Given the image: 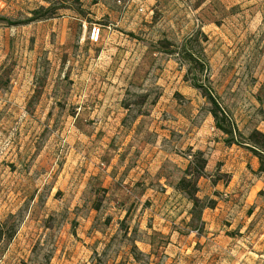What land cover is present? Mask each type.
<instances>
[{"label": "rangeland", "instance_id": "rangeland-1", "mask_svg": "<svg viewBox=\"0 0 264 264\" xmlns=\"http://www.w3.org/2000/svg\"><path fill=\"white\" fill-rule=\"evenodd\" d=\"M257 133L264 0H0V264H264Z\"/></svg>", "mask_w": 264, "mask_h": 264}, {"label": "trees", "instance_id": "trees-1", "mask_svg": "<svg viewBox=\"0 0 264 264\" xmlns=\"http://www.w3.org/2000/svg\"><path fill=\"white\" fill-rule=\"evenodd\" d=\"M188 60L190 62H194L196 64H199L200 66L203 65V62L201 60H198L197 58H193L192 56H189ZM193 86L198 88V89L203 90V86H200L197 83L193 84ZM203 96L208 100V103L211 105L210 113H211V115L215 121L216 128L228 137L229 136L232 137L233 134L237 133L238 132L237 127L235 126L234 122L231 120L229 115L227 113H225L224 110L221 108L220 103L218 102L214 93L211 90H208L207 92H203ZM260 138H262L264 141V136L260 133H257V134L252 136V139L257 144V147L260 150L264 151V146L259 144ZM234 141H236V140H230V141H226V142L228 144H235L236 142H234ZM260 150L256 149L254 152L256 153V155L260 159L261 170L263 171L264 170V153ZM192 157L194 158L195 163L193 161H190L189 167L186 170V177L180 181V183L178 185V189L180 191H182L183 193H186L189 201L192 203L193 208L191 210V216H192V220H194V219H196V216H197L196 211L198 210V208H200L201 200L197 197V193H198L197 182L192 181V176H195V175L197 177L202 176V173L204 172V170L206 168V160L204 159V153L201 151L195 152L192 155ZM193 165H196L195 166V168H196L195 174L191 171ZM191 172L193 174H191ZM205 208L212 209V208H214V204H205L203 206V209H205ZM198 218L199 219L201 218L200 214H199ZM4 231L5 230L3 228H1V224H0V239L2 238L1 236H2V233Z\"/></svg>", "mask_w": 264, "mask_h": 264}, {"label": "built area", "instance_id": "built-area-1", "mask_svg": "<svg viewBox=\"0 0 264 264\" xmlns=\"http://www.w3.org/2000/svg\"><path fill=\"white\" fill-rule=\"evenodd\" d=\"M100 33H101L100 28H97V27L93 28L90 34V39L93 42L97 43L100 39Z\"/></svg>", "mask_w": 264, "mask_h": 264}]
</instances>
